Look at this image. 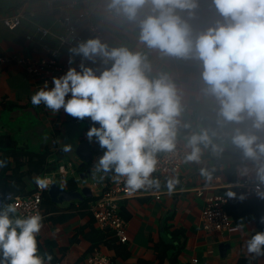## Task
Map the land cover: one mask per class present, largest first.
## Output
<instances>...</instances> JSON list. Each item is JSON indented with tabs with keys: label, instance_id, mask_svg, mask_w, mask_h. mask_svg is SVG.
I'll return each instance as SVG.
<instances>
[{
	"label": "crops",
	"instance_id": "crops-1",
	"mask_svg": "<svg viewBox=\"0 0 264 264\" xmlns=\"http://www.w3.org/2000/svg\"><path fill=\"white\" fill-rule=\"evenodd\" d=\"M70 3L74 7H70ZM109 3L110 0H0V160L8 161L0 168V195L5 192L30 193L36 185L34 177L56 170L62 163L73 162L76 169L75 175L56 177L55 181L67 189H72L69 186L71 179L79 189L101 180V173H96L94 178V170L85 181L81 180L80 175H85L91 166H81L82 161L75 154L76 146L88 140L87 132L93 126L91 118L81 120L66 112L54 113L43 103L32 105L31 97L43 86L42 82L17 61L23 58L36 64L48 58L52 51H59L61 64L68 70L75 67L79 71L82 57L75 56L74 62L69 64L70 49L75 47L61 45L59 38L66 29L58 18L64 14L76 17L83 13L86 21L99 25L102 31L101 35H92L83 28V42L99 38L109 49L127 47L139 51L151 65L150 78L166 74L175 82L184 108L180 119L191 125L189 129L181 128L177 137V143L183 145L187 154L191 151L187 147V137L194 132L214 129L223 137V151L219 154L213 153L210 147L204 148L199 161L185 162L179 171L165 177L152 175L161 182L159 190L140 189L120 200L121 214L128 221L129 241L120 243L113 232H107V238L100 241L96 249L118 264H158V245L164 243L173 247L165 264H264V255L258 256L247 250V241L261 232L259 221L264 217V209L258 211L260 220L251 215L245 217L241 214L244 204L232 202L231 211H228L233 218L232 226L220 232H207L202 226L205 201L198 195L200 188L207 193L226 195L229 190L224 184L227 182L245 176L255 178L251 171L241 175L252 162L243 156L241 149L231 144L235 129L246 130L251 122L226 124L220 128L217 125L218 104L202 93L201 62L165 56L140 42L139 21L151 9L140 11L136 21H128L123 15L108 12ZM193 11L189 22L194 35L222 19L212 0H198V7ZM182 15L187 18V13ZM16 17L17 26L10 29L7 21ZM39 27L48 29L49 33L42 37ZM4 56L8 59L2 61ZM96 62H102L101 58L97 57ZM95 126L99 127V124ZM261 138L264 139V133ZM214 142L221 143L220 140ZM65 145H71V150L63 151ZM92 146L98 158L106 151L95 139ZM41 156L45 161L36 166V160ZM202 170L211 174V180L202 175ZM112 176L107 175L103 180L110 183ZM171 178H178L180 183L169 194L166 182ZM89 199L63 203L44 199L42 228L37 237L38 254L51 253L50 264H82L88 257L92 240L96 239L91 230L97 228L86 208ZM85 200H89L87 206L83 204ZM194 258L198 259L197 263ZM45 264H48L47 260Z\"/></svg>",
	"mask_w": 264,
	"mask_h": 264
},
{
	"label": "clouds",
	"instance_id": "clouds-1",
	"mask_svg": "<svg viewBox=\"0 0 264 264\" xmlns=\"http://www.w3.org/2000/svg\"><path fill=\"white\" fill-rule=\"evenodd\" d=\"M222 19L206 30L194 35L189 18L198 7V0H110L109 10L123 15L128 21H136L140 11L151 6V11L139 21V40L149 49H156L165 56L195 59L202 64V93L218 104L217 125L244 124L246 130L235 129L231 144L241 149L251 161L241 175L255 173L256 189L264 198V0H212ZM187 13V18L182 15ZM69 64L75 56H81L78 71L70 67L66 74L53 77L54 87L46 81L31 97V103H42L58 113L61 108L78 119L90 117L93 126L87 132L89 142L95 139L104 154L94 167L103 180L113 174L114 183L124 178L126 187L136 192L140 189L161 188V182L153 178L161 152L172 153L177 146L184 111L182 95L175 82L166 74L150 78L151 65L139 51L127 47L109 49L99 38L82 42L70 49ZM103 64L111 62L101 73L84 61ZM71 93V98L66 96ZM99 124V127L95 126ZM255 130V131H253ZM220 140L221 143L214 142ZM223 137L214 129L204 128L187 137L191 151L185 162L199 161L204 148L219 154ZM203 146V148H202ZM63 151L71 150L65 145ZM8 161L0 160V168ZM211 180V174L202 170ZM35 184L45 189L49 178L36 176ZM178 178L168 179L166 188L172 194ZM229 198L236 197L228 191ZM240 200L245 199L241 194ZM16 203L0 207V264H48L51 253L38 254V234L43 216L39 213L20 216ZM264 223V217H261ZM249 253L264 255V232H257L247 241Z\"/></svg>",
	"mask_w": 264,
	"mask_h": 264
},
{
	"label": "built area",
	"instance_id": "built-area-1",
	"mask_svg": "<svg viewBox=\"0 0 264 264\" xmlns=\"http://www.w3.org/2000/svg\"><path fill=\"white\" fill-rule=\"evenodd\" d=\"M74 7L73 3L69 4ZM151 9L150 5H146L141 12ZM108 12L118 15L114 10ZM16 19H8V27L14 29L17 26ZM59 23L63 24L66 33L60 36V42L65 47H77L78 44L84 41L81 30L87 28L92 35H101V28L95 23L86 21L85 14H80L73 17L70 14H64L58 18ZM42 37H45L49 31L44 27H39ZM59 51H52L50 56L41 60L38 63L26 61L19 58L18 63L22 64L26 70L37 76L42 85L47 81L49 86L52 85L53 77H59L68 71L67 67L62 65L59 59ZM7 57H1V60H7ZM71 98V93L66 96V100ZM65 112L63 108L59 112ZM187 152L181 143H177L176 149L172 153L157 154L158 164L156 171L152 175L165 177L171 173L179 171L185 163V156ZM76 169L73 162L62 163L56 170L45 172L42 177L49 178V185L45 189L39 188L35 185L33 191L28 194H15L13 192H6L0 196V207L7 203H16L18 206V215L27 216L39 213L43 216L42 203L46 192H49L50 186L56 182L57 176L66 177L68 175H75ZM93 197L88 204L87 210L92 214L97 228L104 232H113L120 243L126 244L129 241L128 221L123 217L120 211V200L131 196L134 192L130 191L125 183L124 178L120 179L119 183H114L113 179L109 183L105 180H96L90 185ZM224 187L229 191H234L236 195L244 194L245 197H252L258 195L256 189V180L252 176H245L238 179L231 180L224 184ZM264 190V186H262ZM198 195L203 197L205 201L202 212V226L207 232H220L227 230L233 224V218L228 212L227 206L230 198L224 194H216L213 192L207 193L203 188L198 189ZM157 198H160L157 195ZM195 263L198 262L194 258ZM82 264H118L111 257L96 249ZM207 264V263H205Z\"/></svg>",
	"mask_w": 264,
	"mask_h": 264
},
{
	"label": "trees",
	"instance_id": "trees-1",
	"mask_svg": "<svg viewBox=\"0 0 264 264\" xmlns=\"http://www.w3.org/2000/svg\"><path fill=\"white\" fill-rule=\"evenodd\" d=\"M85 64H86V66H90V67H93L94 69H96L98 74L101 73L106 67H111V64L105 65V64H103V62L93 63V62L87 61V62H85ZM79 70H80V68H79ZM44 161H45L44 156H41L39 159L36 160V166L42 165V163H44ZM89 164L90 163H88V165ZM69 186L72 189H75L77 187L76 183L74 182V179H71L69 181ZM239 197H240L239 195H236V197L230 198V200H229L230 202L228 204L229 205L228 211H231L230 210V203H232V202L244 204L242 206L241 214L245 217H250V215L255 216V217H258L260 220V216H259L260 214L258 211L260 209H264V198H261L259 195H256V196H252V197H245V199L240 200ZM44 199H46L45 201L50 200L47 193L44 195L43 201H44ZM91 199L92 198H90L89 200H91ZM89 200H85L83 202V204L87 206V201H89ZM259 226L261 227V232H262L263 231L262 229H264V223H261V221H259ZM91 232L94 235V237L96 236L95 237L96 239L92 240V247L90 248V252L88 253V256H90L93 253V251L97 248V244L100 241H103L105 239V237L107 238V235L105 234L106 232L100 230L99 228H92ZM172 248L173 247L167 243L158 245V249H157L158 264H165V262L167 261L166 260L167 255L171 251ZM139 264H143V262H140Z\"/></svg>",
	"mask_w": 264,
	"mask_h": 264
},
{
	"label": "water",
	"instance_id": "water-1",
	"mask_svg": "<svg viewBox=\"0 0 264 264\" xmlns=\"http://www.w3.org/2000/svg\"><path fill=\"white\" fill-rule=\"evenodd\" d=\"M75 154L79 160H81V166L90 163V168L85 175H80L81 180L85 181L89 174L94 170L95 164L98 161V156L95 155V151L92 146V142L84 140L80 142L75 148ZM102 156V155H101ZM108 174V176H110ZM50 198L56 203H63L64 201H73L76 199L84 200L85 198H92L93 192L89 185H84L81 189H67L61 186L59 183L54 182L49 189Z\"/></svg>",
	"mask_w": 264,
	"mask_h": 264
}]
</instances>
